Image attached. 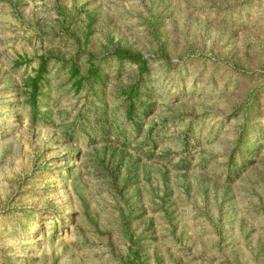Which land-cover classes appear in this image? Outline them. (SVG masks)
Listing matches in <instances>:
<instances>
[{
    "label": "rangeland",
    "instance_id": "rangeland-1",
    "mask_svg": "<svg viewBox=\"0 0 264 264\" xmlns=\"http://www.w3.org/2000/svg\"><path fill=\"white\" fill-rule=\"evenodd\" d=\"M0 264H264V0H0Z\"/></svg>",
    "mask_w": 264,
    "mask_h": 264
}]
</instances>
